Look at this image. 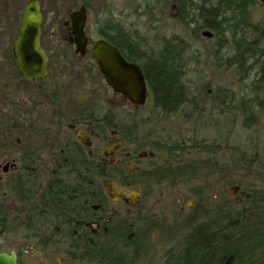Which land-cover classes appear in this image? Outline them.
I'll return each instance as SVG.
<instances>
[{"label":"trees","instance_id":"1","mask_svg":"<svg viewBox=\"0 0 264 264\" xmlns=\"http://www.w3.org/2000/svg\"><path fill=\"white\" fill-rule=\"evenodd\" d=\"M174 1L179 23L195 24L194 33L205 30L214 35L216 42L210 49L214 64H228L237 69L241 79L253 77L254 82L264 84V22L254 21L256 0ZM98 33L129 61L143 67L155 110L177 116L190 102L186 83L189 42L184 37L164 38L156 52L111 18L104 20ZM89 44L94 42L90 40ZM89 52L84 58L93 64L94 77L102 84L104 78ZM4 59L0 69H6L8 79L0 84L3 97L7 91L16 92L18 87L30 84L19 75L11 49ZM263 84L254 86L253 91L264 92ZM257 100L242 98L239 105H211L219 117H224L223 134L227 127L233 130L237 118L247 131L254 129L246 143L233 138L225 146L215 140L156 138L150 142L132 138L121 128L125 118L108 113L111 111L102 114L103 105L96 112H71L73 118L92 121L94 157L87 155L79 140L69 136L57 150L58 160L47 163L62 170L42 173L38 171L44 163L41 145L48 143L52 148V134L43 133L38 138L41 145L20 149L17 171L5 183L0 182L1 190L17 206L10 213L6 200L0 197V237L5 235L8 240V236H16L24 242L18 253L19 264H29L24 255L33 248L42 253L53 251L60 255L62 264H264V145H255L259 134H264V100ZM4 117L1 132L17 128L11 112ZM66 127L64 123L63 129L70 133ZM32 131L31 136L38 135V131ZM113 135L116 139H111ZM120 142H134V152L149 150L163 159L140 169L123 161L114 164L100 160L101 149ZM198 151L207 156L199 157ZM135 164L140 166L139 160ZM44 175L50 183L47 186L41 185ZM214 176L216 180L211 181ZM106 180L139 188L143 196L162 185L173 189L183 186L194 208L182 215L174 212L169 226L150 211L121 216L119 210H110L103 188ZM229 186L238 190L232 198L224 194ZM160 234L165 236L164 248L157 244ZM9 249V245L0 244V253L12 251Z\"/></svg>","mask_w":264,"mask_h":264},{"label":"rangeland","instance_id":"2","mask_svg":"<svg viewBox=\"0 0 264 264\" xmlns=\"http://www.w3.org/2000/svg\"><path fill=\"white\" fill-rule=\"evenodd\" d=\"M26 1L0 0L1 65L5 63L4 57L8 50H12ZM38 1L41 4L43 16L41 42L49 57L48 76L46 79L22 85L16 92L7 91L4 97L0 90V124L3 123L4 115L7 112H11L13 121L17 120L18 123L16 129L10 127L11 129L1 132L0 128V182L2 184L10 174L17 171L20 149L38 146L40 144L38 138H41L43 133L47 132L54 137L52 148L48 143L47 145L40 144L43 146L42 150L46 152L45 159L49 162L50 157L53 158L58 153L60 144L65 142L66 130L59 125L54 117L55 111L51 110L54 107L59 112L61 111L59 107H63L62 111L64 112L71 109H74L71 111L74 113L79 109H91L96 112L100 103L105 102L102 114L111 111L108 113L123 116L125 127L121 128L127 131L125 133L130 134L132 138L150 142L156 138L197 142L215 140L225 146L226 142L230 145L234 141L233 138L246 143L250 135L253 134L254 129L247 131L237 120L238 118L236 125L231 127L233 130L230 131L227 127L223 134L221 129H223L224 117L222 115L219 117L220 113L211 105H239L242 98H251L254 102L258 101V97L264 100V92L253 91L254 86L263 84L262 81L254 82L253 77L243 80L237 69H233L230 65L227 64V67H224L222 64L221 66L214 64V56L210 52L216 42L214 35L203 36L202 33L205 30L194 33L195 24L183 26L179 23V10L174 0L168 3L159 0ZM83 3L88 7L86 32L93 42L100 39L98 28L108 18L121 24L137 40L146 43L156 52L162 47L164 38L178 35L189 42V50L186 53V83L190 90L191 100L177 116H166L155 110L152 107L150 96L146 105L135 107L125 98L114 94L110 88H106L105 80L101 84L95 79L93 64L89 65L87 59L81 58L75 53L74 47L68 41L70 30L64 25L69 14ZM253 15L255 22L263 23L264 7L258 3L253 8ZM7 74L5 68L0 69V84L8 79ZM97 103L99 105H95ZM64 122L68 123V118ZM217 127L218 129H216ZM32 130L38 131L36 137L29 134V131ZM90 133L91 135L93 133V150H95V132L90 130ZM114 136L111 139H116ZM131 143H125L121 149L126 151L119 152L120 155L117 154L115 157L118 163L123 161L125 165H132L135 164V160H139V168H146L151 166L152 162H161L163 159V156L149 150L141 149L134 152L135 143ZM258 143L264 145V134H259L255 145ZM198 153H200L199 157L207 156L199 151ZM183 159L180 158L179 161ZM6 165H8L7 172H4L3 168ZM44 165L42 162V166ZM42 166L38 168V171H43ZM46 177V175L41 176V183H44L41 184L42 186L46 185ZM241 177L240 174L239 178ZM215 180L216 177H212L211 181ZM126 190L128 193L140 191L139 188L134 187H128ZM225 192V196L232 198V195H235L238 190L229 186ZM139 193L140 198L135 206L116 202L110 206V210L114 213L119 210L121 216L127 217L135 215L139 210L150 211L154 215H160L166 226H169V219L174 212H177V215H182L187 213V209L194 208L193 199L189 197L187 188L183 186L173 189L162 185L155 191L148 192L146 196H143L141 191ZM0 197L4 199L3 201L6 200V206L10 213L17 209L13 199L9 198V195L1 188ZM212 199L215 197L213 196ZM189 201L191 204L188 203ZM163 238L165 236H161L157 243L161 248H164L165 245ZM0 244L9 245V250H14L17 253L25 245L19 237L8 236L7 240L5 235L0 237ZM25 259L29 264H62L60 255H55L53 251L42 253L36 248L27 251L24 261H26Z\"/></svg>","mask_w":264,"mask_h":264},{"label":"water","instance_id":"3","mask_svg":"<svg viewBox=\"0 0 264 264\" xmlns=\"http://www.w3.org/2000/svg\"><path fill=\"white\" fill-rule=\"evenodd\" d=\"M264 7V0H256ZM88 10L82 5L69 15L64 23L69 26V42L75 46V52L80 57L87 53L89 37L86 33ZM43 16L41 4L38 0H29L22 12L19 28L12 45V54L18 73L27 82L45 79L48 76L49 57L42 46ZM203 36L211 37L212 33L204 31ZM90 55L105 79L107 85L115 92L124 95L135 106H144L148 99V87L143 67L129 61L121 51L106 41L100 39L91 47ZM84 135V132H81ZM125 143H119L105 150L104 155H111ZM137 168L136 166H134ZM8 165L3 168L7 172ZM115 187L113 183H110ZM114 200L130 201L136 204L140 194L133 192L126 194L121 190H114ZM190 204V202H189ZM0 264H19L15 251L0 253Z\"/></svg>","mask_w":264,"mask_h":264},{"label":"flooded vegetation","instance_id":"4","mask_svg":"<svg viewBox=\"0 0 264 264\" xmlns=\"http://www.w3.org/2000/svg\"><path fill=\"white\" fill-rule=\"evenodd\" d=\"M69 28V27H68ZM73 47L74 45L71 44ZM111 89V88H110ZM112 90V89H111ZM114 92V91H113ZM114 94L116 95H120L121 97L125 98L127 101L128 99L120 94V93H115ZM129 102V101H128ZM100 105H105V102L103 103H100ZM133 105V104H132ZM52 111H55V114H54V117L56 118L57 122L59 123V125H61V127L64 126V123H67V122H64V120L66 118H68V131L70 133H66L65 134V142L67 141L68 137L71 136V137H74L75 139L79 140L82 144V146L85 148V152L87 153V155L89 157H94V150H93V147H94V140H93V133L91 135L90 133V130H92V121H90L89 119H84V118H73L72 116L73 115H70L71 114V110H68L66 112L64 111H57L58 109L57 108H51ZM63 120V121H62ZM81 132H84V135H81ZM93 144V146H92ZM44 145H47L46 143ZM114 146V145H113ZM112 147V146H111ZM109 147V148H111ZM108 149V148H107ZM107 149H101L98 153V156L100 158V160L102 161H105V162H108V163H114V164H117L118 161L116 160L115 157H117V154L120 152L121 148L117 149L113 154L111 155H104L103 152ZM46 152H43L42 154V157H44V154ZM48 154V153H47ZM119 155V154H118ZM59 157V153H57L56 155H54V157H50V161L49 162H52V161H55L57 158ZM58 160V159H57ZM44 163H46V165L42 166V170L41 171L42 173H46V171L48 170H62V168L60 167H56V166H49L47 165V163H49L45 157L43 159ZM133 165V164H132ZM41 168V167H40ZM137 169H140L139 166H137ZM47 178V177H46ZM110 183H113L115 185V187H113V185H111ZM50 184L49 182L47 183L46 182V186ZM129 186L127 185H124V184H121L119 182H116V181H113V180H106L104 183H103V188H104V192H105V195L107 196V198L109 199V202H110V206L113 204V203H116V202H122L126 205H129V206H135L136 204H133L132 201H130L129 203H127L126 201L124 200H114L113 198L115 197V193H114V190H121L123 192H125L127 195L129 194L127 192L126 189H128ZM126 190V191H125ZM140 192V191H139ZM138 192V193H139ZM140 194V193H139ZM93 227H95L94 224H92ZM8 253L12 252V251H6ZM17 253V252H16ZM17 256H18V260H19V255L17 253ZM47 264V263H46Z\"/></svg>","mask_w":264,"mask_h":264},{"label":"bare ground","instance_id":"5","mask_svg":"<svg viewBox=\"0 0 264 264\" xmlns=\"http://www.w3.org/2000/svg\"><path fill=\"white\" fill-rule=\"evenodd\" d=\"M133 62V61H132ZM139 64V63H138Z\"/></svg>","mask_w":264,"mask_h":264}]
</instances>
